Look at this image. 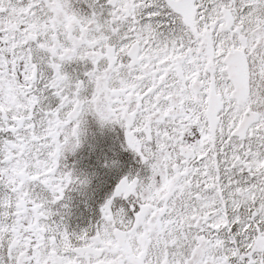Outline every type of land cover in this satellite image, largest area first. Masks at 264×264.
Segmentation results:
<instances>
[{
  "label": "snow or ice",
  "instance_id": "snow-or-ice-1",
  "mask_svg": "<svg viewBox=\"0 0 264 264\" xmlns=\"http://www.w3.org/2000/svg\"><path fill=\"white\" fill-rule=\"evenodd\" d=\"M88 117L135 167L76 231ZM0 264H264V0H0Z\"/></svg>",
  "mask_w": 264,
  "mask_h": 264
},
{
  "label": "trees",
  "instance_id": "trees-1",
  "mask_svg": "<svg viewBox=\"0 0 264 264\" xmlns=\"http://www.w3.org/2000/svg\"><path fill=\"white\" fill-rule=\"evenodd\" d=\"M101 137L102 136H95ZM106 143L101 139H91L87 133L83 146L75 157L68 160L74 165L77 174L86 175L90 183L87 186L74 185V225L85 226L94 223L99 207L109 195L114 181L119 177L114 170L104 167L106 161Z\"/></svg>",
  "mask_w": 264,
  "mask_h": 264
},
{
  "label": "flooded vegetation",
  "instance_id": "flooded-vegetation-1",
  "mask_svg": "<svg viewBox=\"0 0 264 264\" xmlns=\"http://www.w3.org/2000/svg\"><path fill=\"white\" fill-rule=\"evenodd\" d=\"M86 133L91 139H101L106 143L105 147V153H106V160H111V159H119L122 162V167L119 171L114 170L115 172L118 173V175L123 174L124 172L128 171L130 167H135V161L130 153L124 152L120 148V144L122 141V132L121 130L116 127V128H110V127H101L96 120L93 117H88L87 118V124H86ZM95 136H102L101 137H95ZM113 170V169H109ZM116 181H114L112 187L114 186ZM109 190L111 192L112 190ZM110 194V193H109ZM72 193L71 191L66 192V198L62 203H66L68 205L67 209H61L62 213L65 216V221L68 224L70 230H76L79 231L80 229L85 228L84 226L80 229H72L69 221L70 219H74V208L72 207L71 203L72 201Z\"/></svg>",
  "mask_w": 264,
  "mask_h": 264
},
{
  "label": "rangeland",
  "instance_id": "rangeland-1",
  "mask_svg": "<svg viewBox=\"0 0 264 264\" xmlns=\"http://www.w3.org/2000/svg\"><path fill=\"white\" fill-rule=\"evenodd\" d=\"M73 156H74V155H73ZM98 219H99V218H98ZM98 219H97V220H98ZM97 220H96V221H97ZM96 221H95V222H96Z\"/></svg>",
  "mask_w": 264,
  "mask_h": 264
}]
</instances>
